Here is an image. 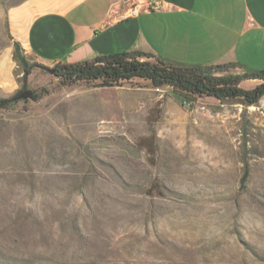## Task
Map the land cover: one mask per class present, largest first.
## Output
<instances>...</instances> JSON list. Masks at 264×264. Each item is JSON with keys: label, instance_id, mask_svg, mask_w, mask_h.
I'll return each instance as SVG.
<instances>
[{"label": "rangeland", "instance_id": "1", "mask_svg": "<svg viewBox=\"0 0 264 264\" xmlns=\"http://www.w3.org/2000/svg\"><path fill=\"white\" fill-rule=\"evenodd\" d=\"M25 1L0 0L2 98L21 86L9 11ZM40 31L27 54L50 64L67 45ZM25 89L39 97L0 106V264H264V98L189 105L47 72Z\"/></svg>", "mask_w": 264, "mask_h": 264}, {"label": "crops", "instance_id": "2", "mask_svg": "<svg viewBox=\"0 0 264 264\" xmlns=\"http://www.w3.org/2000/svg\"><path fill=\"white\" fill-rule=\"evenodd\" d=\"M153 1L26 0L10 9V31L26 54L35 48L25 34L32 24L47 30L45 44L64 42L66 51L47 65L140 50L185 65L264 70V0H160L157 10L147 7ZM135 3L139 13L121 17Z\"/></svg>", "mask_w": 264, "mask_h": 264}, {"label": "trees", "instance_id": "3", "mask_svg": "<svg viewBox=\"0 0 264 264\" xmlns=\"http://www.w3.org/2000/svg\"><path fill=\"white\" fill-rule=\"evenodd\" d=\"M12 58L20 72L21 86L10 98L0 97V106L12 103L13 97L26 88L33 72H47L58 87L86 84L101 87L169 88L183 103L192 105L199 98H213L220 103L234 102L244 109L258 105L264 98V70L237 72L235 64L185 65L166 61L152 53L134 50L98 55L73 63L47 65L28 56L18 40H14ZM258 80L253 87L242 84ZM39 95L33 92L30 99ZM248 174L243 169L242 182Z\"/></svg>", "mask_w": 264, "mask_h": 264}, {"label": "built area", "instance_id": "4", "mask_svg": "<svg viewBox=\"0 0 264 264\" xmlns=\"http://www.w3.org/2000/svg\"><path fill=\"white\" fill-rule=\"evenodd\" d=\"M161 1L160 0H154L152 3H148L147 7L153 10H157L161 7ZM142 5L140 3H135L132 6H130L124 13L121 14V17L128 18L132 16H136L139 11L142 9Z\"/></svg>", "mask_w": 264, "mask_h": 264}, {"label": "water", "instance_id": "5", "mask_svg": "<svg viewBox=\"0 0 264 264\" xmlns=\"http://www.w3.org/2000/svg\"><path fill=\"white\" fill-rule=\"evenodd\" d=\"M32 94H33V90L24 89L21 93L13 97L10 101L14 102L20 99H28V98H31Z\"/></svg>", "mask_w": 264, "mask_h": 264}]
</instances>
